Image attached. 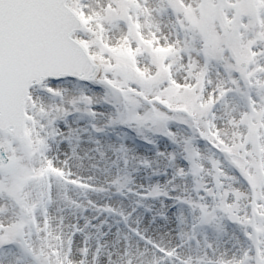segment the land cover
Instances as JSON below:
<instances>
[{
  "label": "snow or ice",
  "instance_id": "snow-or-ice-1",
  "mask_svg": "<svg viewBox=\"0 0 264 264\" xmlns=\"http://www.w3.org/2000/svg\"><path fill=\"white\" fill-rule=\"evenodd\" d=\"M0 264H264V0H0Z\"/></svg>",
  "mask_w": 264,
  "mask_h": 264
}]
</instances>
